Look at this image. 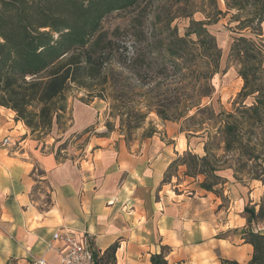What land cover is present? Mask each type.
<instances>
[{
	"label": "trees",
	"instance_id": "obj_1",
	"mask_svg": "<svg viewBox=\"0 0 264 264\" xmlns=\"http://www.w3.org/2000/svg\"><path fill=\"white\" fill-rule=\"evenodd\" d=\"M142 1L0 0V107L16 113V120L21 121L31 134H45L66 114V92L75 86L85 91L90 101L110 99L119 103L118 112L125 111L126 117L135 115L145 119L147 113L141 112L138 102L133 99L129 103L131 106L126 103L123 95L127 88L122 86V73L111 63L114 52L119 49L107 48L111 41L100 31L105 15L130 10ZM223 1L226 12L219 9L218 0H175L173 6L178 8L174 13L178 12L179 17L173 19L184 18L189 23V31L177 41L187 45L190 42L187 38L195 34L194 48H135L133 56L126 57L122 65L142 84L154 82L163 89L162 94L146 100L148 112H154L166 121L171 116L178 119L196 109V113L187 119L191 121L207 108L200 106L203 98L211 96V81L219 71L221 52L205 25L234 11L231 19L237 23L238 37L232 41L229 56L236 60L243 86L234 102L237 106L233 112L215 115L218 118L216 135L220 137L218 144L222 145L217 150L231 161H257L264 175V158L257 154L264 148V46L261 41L242 33L250 29L254 36L261 35L264 0ZM196 13L204 14L205 20H194ZM68 14L73 18L67 17ZM153 50L157 55L153 56ZM248 97H252L249 106L244 103ZM118 119L120 128L124 122L122 114H118ZM153 131L151 128L149 134ZM187 132L186 139L197 136V131L189 129ZM215 141L214 134L203 142L202 156L185 152L169 165L167 172L173 166H185V176H203L199 187L222 198L214 188L218 183L211 182L221 179L216 173L222 169L217 164L220 157L210 147ZM233 172L240 175L244 170L234 169ZM261 174L251 172L248 175L264 185ZM243 215L247 221L243 239L253 247L252 258L246 264H264V235L255 230L264 219V196L257 212L245 206ZM116 249L117 244H113L104 252L106 261H115ZM94 260L95 264L103 262V258L98 259L95 254ZM151 263L167 264L162 254L153 255ZM221 264L239 263L222 259Z\"/></svg>",
	"mask_w": 264,
	"mask_h": 264
},
{
	"label": "crops",
	"instance_id": "obj_2",
	"mask_svg": "<svg viewBox=\"0 0 264 264\" xmlns=\"http://www.w3.org/2000/svg\"><path fill=\"white\" fill-rule=\"evenodd\" d=\"M93 103L73 108L63 137L92 125L102 111V101ZM5 136L13 144L3 147ZM54 143L34 139L14 112L0 107V264H29L38 257L57 264L60 243L52 236L62 230L87 236L102 264H152L160 254L167 264L251 260L242 205L225 210L210 191H189L190 185L175 190L163 182L169 165L189 149L185 139L179 149L152 139L131 146L99 137L72 157L58 153ZM113 244L115 261H106L104 252Z\"/></svg>",
	"mask_w": 264,
	"mask_h": 264
},
{
	"label": "rangeland",
	"instance_id": "obj_3",
	"mask_svg": "<svg viewBox=\"0 0 264 264\" xmlns=\"http://www.w3.org/2000/svg\"><path fill=\"white\" fill-rule=\"evenodd\" d=\"M51 1L56 3L60 0ZM174 1L144 0L130 10H117L105 15L100 23V31L106 34L107 40L111 41V44L107 48L119 49L114 52L111 63L115 70L122 73V80L124 81V85L122 86H126L127 88L123 95L126 103L128 106H131L129 103L133 99L135 102H138V108H141V112L147 113L145 119H140L135 115L126 117L125 111L118 112L117 104L119 103H115L110 99L99 100L95 98L90 101L85 91L71 86L66 92V114L57 121L58 123L53 124L50 131L45 132V134H32V136L36 140H41L42 138L50 140L53 138L55 140L54 147L56 146L57 152L70 154L71 157L72 155L82 156L85 147H87L91 139L99 137H116L124 140L131 146H138V143L152 139L173 146L177 145L179 149H182L185 139L189 149L184 150L176 158L177 160L185 152L202 156L203 150L201 149V144L215 134L217 141L213 142L210 147L220 157V161L217 164L222 169L216 173L221 179L218 181L211 180V182L218 183L214 188L222 195V198H219L221 208L233 212L242 205L244 208L245 206L254 208L257 212L263 201L264 185L261 181L252 179L248 174L258 172L260 175L263 170L262 166L257 161L246 162L244 159H233L231 161V158L222 157L223 152L221 150H217L222 145L219 146L218 144L220 137L216 135L215 127H218V118L215 115L219 112H233L237 106L234 102L243 86V80L238 74L239 67L236 64V60L229 56L232 41L235 37H238L235 30L237 23L231 19L235 12L230 11L226 15L219 16L215 22H210L208 25H205L209 34L215 38L221 52V56L219 57V71L211 81L213 86L211 88V96L203 98L200 106L201 108H207L204 109L201 115L192 118L191 121L187 119L196 113V109L189 110L183 117L178 119H174L175 116H171L172 118L166 121L160 119L154 112H148L147 108H145L146 100L149 97H154L156 94H162L161 90L163 89L160 85V87H157L154 82H150V85L142 84L128 70L123 68L122 62L126 57L133 56L132 52L135 48H194L192 44L197 41L195 34L187 38L190 41L187 45H183V43L181 44L177 41L178 38L183 37L189 31L187 30L189 23L184 18L173 19V17H179L178 12L174 13L178 8V6H173ZM218 7L222 12H226L223 0H218ZM67 17L71 19L73 15L68 14ZM193 19L199 21L205 20V17L204 14L196 13L193 15ZM261 27L262 32L260 36H254L250 29L244 30L242 33L255 38L257 41H261V44L264 46V23ZM262 49L264 50V47ZM153 54V56L157 55V51L153 50ZM250 80L254 79L250 78ZM97 101H102V111L98 113L92 125L78 134L63 137V134L73 122V108L75 106L76 108L84 107L85 105L88 106L93 102L95 105ZM244 103L249 106L252 103V97L246 98ZM92 114L95 117V112L92 111ZM118 114H122L124 121L120 128ZM14 115L16 118V113ZM151 128L154 131L152 134H149ZM189 129L191 131H197V136H191L186 139V135L189 134L187 130ZM55 136L61 137L56 139ZM8 138L10 139V137ZM135 150L137 151L139 149L135 147ZM257 154L261 155V159H263L264 148H260ZM244 163H246L245 166L243 165ZM230 165L232 168H227ZM240 168L244 170V173L234 175L233 170ZM185 171V166L182 168L180 165L177 167L173 166L165 175L168 177L166 178V183H171V187L174 186L175 190L184 189L189 185V191L200 188L199 183L203 181L204 177L197 176L193 178L185 176ZM177 176L178 178H176ZM261 178L264 179L263 174H261ZM235 201L237 202L236 204L234 203ZM255 230L264 232V219L259 221ZM241 231L243 232V229Z\"/></svg>",
	"mask_w": 264,
	"mask_h": 264
},
{
	"label": "built area",
	"instance_id": "obj_4",
	"mask_svg": "<svg viewBox=\"0 0 264 264\" xmlns=\"http://www.w3.org/2000/svg\"><path fill=\"white\" fill-rule=\"evenodd\" d=\"M11 140L4 137L1 140L2 146H9ZM52 241L60 243L56 247L59 254L57 264H95L94 252L90 246L87 236L78 238L71 232L57 231L52 236ZM53 249L52 243L47 246V250ZM29 264H51L43 257L30 259Z\"/></svg>",
	"mask_w": 264,
	"mask_h": 264
}]
</instances>
